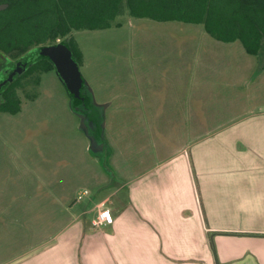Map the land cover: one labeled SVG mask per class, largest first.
I'll return each instance as SVG.
<instances>
[{
  "label": "crops",
  "instance_id": "1",
  "mask_svg": "<svg viewBox=\"0 0 264 264\" xmlns=\"http://www.w3.org/2000/svg\"><path fill=\"white\" fill-rule=\"evenodd\" d=\"M185 28L172 32L188 37L152 44L140 70L144 94L133 109L152 116L136 124L156 130L150 148L138 145L144 166L132 176L117 168L110 182L97 183L100 191L85 197L90 209L73 198L68 221L48 237L26 244L24 236L22 246L15 238L11 251L12 229L1 228L0 264H264V106L224 121L228 62L213 56L200 30ZM252 65L249 77H263L256 58ZM211 85L224 98L214 108ZM101 144L114 160L115 144ZM102 204L113 222L94 227ZM9 207H0L1 221Z\"/></svg>",
  "mask_w": 264,
  "mask_h": 264
},
{
  "label": "rangeland",
  "instance_id": "2",
  "mask_svg": "<svg viewBox=\"0 0 264 264\" xmlns=\"http://www.w3.org/2000/svg\"><path fill=\"white\" fill-rule=\"evenodd\" d=\"M183 27H192V31L189 30L192 33L200 30L208 43L215 45L217 52H213V56H221L220 60L225 58L228 62L230 70H223L222 75L227 78L233 75V81L225 92L230 117L224 121L264 106V75L260 79H252L255 75L249 77L256 57L246 55L238 41L226 44L211 39L200 25L132 18L122 4L110 29L71 32L70 37L82 53L83 62L78 67L92 96L90 104L108 106L101 113V133L97 138L92 135V140L84 127H79V116L70 110V99L55 72L32 74L29 79L20 81L23 87L17 90L20 111L16 115L0 114V192L6 193L0 207L10 204L2 214L4 219L0 218V237L1 228L12 229L11 251L15 238L22 246L24 236L26 244L36 241L40 234L43 238L50 236L61 221H65L64 216L77 192L87 190V198H90L100 191L97 183L110 182L117 168L128 169L127 175L132 176V171H140L144 166L138 145L148 141L145 148H150L156 130L136 124L139 116H152L147 111L141 113L133 109L144 94V86L138 85L140 70L149 62L152 54L148 50L152 44L171 41L172 36L188 37L185 31L174 33L176 29L182 31ZM201 34L198 42L205 44L207 40H201ZM2 59L0 57V63ZM8 69L10 66L5 71ZM3 77L5 75L0 74V80ZM240 81L244 83L239 85ZM209 87L215 95L211 107L221 105L222 89ZM122 94L128 97L127 104L123 105ZM100 139L115 144L114 160L104 153L108 148ZM94 142L99 145V151L95 150ZM39 189L42 190L39 192ZM41 193L46 198L42 204ZM87 198L79 204L90 209L93 204Z\"/></svg>",
  "mask_w": 264,
  "mask_h": 264
},
{
  "label": "trees",
  "instance_id": "3",
  "mask_svg": "<svg viewBox=\"0 0 264 264\" xmlns=\"http://www.w3.org/2000/svg\"><path fill=\"white\" fill-rule=\"evenodd\" d=\"M0 4L8 5L0 11V54L11 56L31 47L35 54L39 47L61 40L80 66L82 53L71 32L110 29L123 4L132 18L200 25L217 42L238 41L264 70V0H0ZM50 71L54 68L47 58L28 64L25 74L5 87L0 114L20 111L16 91L25 76ZM69 104L73 110L77 102ZM97 132L92 133L95 138L100 127ZM64 218L56 229L68 221Z\"/></svg>",
  "mask_w": 264,
  "mask_h": 264
},
{
  "label": "water",
  "instance_id": "4",
  "mask_svg": "<svg viewBox=\"0 0 264 264\" xmlns=\"http://www.w3.org/2000/svg\"><path fill=\"white\" fill-rule=\"evenodd\" d=\"M7 7L8 5L6 4H0V11L6 10ZM38 58H47L52 62L56 77L64 87L71 101H83L84 98L81 96L82 93L87 97L89 104L92 102L91 93L80 74L78 63L74 59L67 45L56 42L53 45L49 44L42 46L38 49L37 54L33 55L28 61H35ZM21 68L22 66L17 67L15 72H20ZM11 80L12 79H9L8 81ZM90 106L98 111L101 121V113L103 112L104 107L93 103L92 105L90 104ZM74 112L79 116L80 127H84L83 130L85 133L89 134L92 140H94V137L90 133V127L87 124L86 116L82 113H77V108H74ZM97 146H99L97 145V142H94L95 150H99Z\"/></svg>",
  "mask_w": 264,
  "mask_h": 264
},
{
  "label": "flooded vegetation",
  "instance_id": "5",
  "mask_svg": "<svg viewBox=\"0 0 264 264\" xmlns=\"http://www.w3.org/2000/svg\"><path fill=\"white\" fill-rule=\"evenodd\" d=\"M56 42H60L62 44L67 45L64 41H61V40H57ZM47 45H49V44H47ZM33 50H36V48L31 47L23 53H19V52L17 53L16 52L15 54H13L11 56L0 54V57L3 58L2 63H0V74L5 75V77H3V79L0 80V103H1V99L3 98V91H4L5 87L7 85L11 84L13 81H15V79L17 80V79L21 78L25 74L26 69L28 68V64H31L32 62H35L36 60L40 59V58H38L35 61L34 60L28 61V59H30L33 55L37 54V53L34 54ZM9 66H10V69L5 71V69L8 68ZM19 66H22L20 72H17V71L15 72V69ZM30 76L31 75L25 76L23 79H29ZM9 79H12V80L8 81ZM22 88H23L22 85H20L19 89H22ZM16 94H17V91H16ZM81 96H82V98H84V100L83 101H80V100L74 101V102H77V104H75L74 108H77V113L79 112V113H82L86 116L87 124L90 127V133L91 134L96 133V135H97V133H98L97 130L100 127V122H98V121H100L99 113L94 107L90 106L89 102L87 101L88 99L84 94L81 93ZM69 103L72 104V101L70 100ZM72 112L74 114H76L74 112V109L72 110Z\"/></svg>",
  "mask_w": 264,
  "mask_h": 264
},
{
  "label": "built area",
  "instance_id": "6",
  "mask_svg": "<svg viewBox=\"0 0 264 264\" xmlns=\"http://www.w3.org/2000/svg\"><path fill=\"white\" fill-rule=\"evenodd\" d=\"M88 192L86 190H81V192H77L76 193V197H75V201H81L83 200V198H85L86 196H88ZM102 205H98L97 207V215L95 220L92 222V226L94 227H100L103 225H109L113 222V218L112 215L110 213V211L106 208H104Z\"/></svg>",
  "mask_w": 264,
  "mask_h": 264
}]
</instances>
